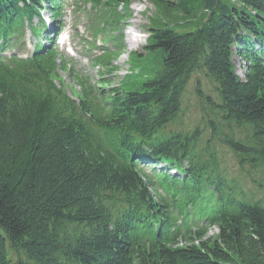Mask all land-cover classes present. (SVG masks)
I'll list each match as a JSON object with an SVG mask.
<instances>
[{
	"label": "trees",
	"instance_id": "16d2710c",
	"mask_svg": "<svg viewBox=\"0 0 264 264\" xmlns=\"http://www.w3.org/2000/svg\"><path fill=\"white\" fill-rule=\"evenodd\" d=\"M83 1L118 24V6L134 0ZM151 1L205 19L194 31L150 29L145 55L158 54L161 70L135 89L103 95L84 78L70 97L54 51L0 59V264H264V0ZM44 10L58 18L59 0H0V54ZM198 73L214 93L199 91L217 134L205 146L198 128L175 126ZM216 145L258 198L222 169Z\"/></svg>",
	"mask_w": 264,
	"mask_h": 264
},
{
	"label": "rangeland",
	"instance_id": "374dc122",
	"mask_svg": "<svg viewBox=\"0 0 264 264\" xmlns=\"http://www.w3.org/2000/svg\"><path fill=\"white\" fill-rule=\"evenodd\" d=\"M169 2H174L175 0H166ZM227 2H233L232 0H222ZM103 2H108V0H103ZM78 5V10L72 12V6L66 5V12L63 21L67 22L62 34H69L71 38V48L75 53V58H71L65 55L63 47H60L59 52L66 58H70L69 70L58 69V85L62 90H64L70 97H75L80 92L77 85L74 84V77H86L91 80V85L95 81L106 80L110 81L109 87H116L121 84L122 81L126 80H146L152 79L156 73L161 70V61L158 54L153 53L149 57L144 54V47L149 38L150 29H164L172 28L179 32L194 31L205 19L204 13L200 12L197 16L193 18H185L179 13L172 11L169 8H161L156 6L151 0H134L130 8H127L128 13L132 14V19L124 21L125 9L122 6H118V13L121 18L119 24V35L121 49L119 57L114 61L113 65L110 67H95L93 66V61L91 56V51L87 52V56L90 58H85V45L84 41L95 42L97 46V41H101V37L94 39L93 35L89 32L91 26V19L88 18L87 14L91 16L98 15L95 12H91L90 5L80 3ZM86 5V6H85ZM46 14L43 17L46 18ZM89 19V20H88ZM38 20L35 21V25H38ZM97 22L95 21V24ZM89 27V28H88ZM130 32H133L137 37V42L129 46L126 43L127 36ZM117 33V34H118ZM33 45L36 43V38L31 37ZM61 42L59 39L58 43ZM108 48H112L111 44L105 45ZM98 47V46H97ZM145 57H141L140 55ZM233 65L236 73L244 78L246 72V64L241 61L238 57L233 60ZM74 81V82H73ZM202 90V91H201ZM200 92H203L204 96H214L213 86L205 75L198 73L192 76L188 88L183 97L182 101V115L178 117L175 126L176 128H182L183 130L192 131L198 128L202 134V144L205 146V141H207L211 134L205 129L206 120L211 119L215 121L209 104L206 99L201 98ZM172 127V126H171ZM216 154L219 155V161L222 169L230 177L235 179H243L244 173L236 157L228 150L226 147L216 145ZM147 174L151 176V170L146 169ZM244 179L243 181H245ZM218 231L212 228L208 231L207 237H215Z\"/></svg>",
	"mask_w": 264,
	"mask_h": 264
},
{
	"label": "bare ground",
	"instance_id": "6f19581e",
	"mask_svg": "<svg viewBox=\"0 0 264 264\" xmlns=\"http://www.w3.org/2000/svg\"><path fill=\"white\" fill-rule=\"evenodd\" d=\"M132 2L130 3L129 7H126L122 3L120 4V6H122L125 9V15L123 16L124 17V21L125 20L132 19V14L131 13H128V10H127V8H130V6L132 5ZM128 14H130L129 15L130 17H126ZM35 21L36 20L33 19V24H32L33 27L31 29H32L33 36L36 38V40H45L48 47H53V46H55L57 44V42L59 41V39L62 40V36H61L62 33H60L58 26L54 28V31H51V29H50V24H52L53 22L58 23L59 26L62 25L61 24L62 23V20L60 18H53L52 20H49V21H42L43 23H41L40 21H37L38 25H35ZM115 30L116 31L118 30V26L116 27ZM150 35L151 34L149 32V38H150ZM149 38H148V40H149ZM148 40H147V42H148ZM137 41H138L137 40V37L134 35V33L133 32H130L129 35L127 36L126 43L129 44V46H132V44L136 43ZM147 42H146V44H147ZM38 51H39L40 54H43L45 52V47H43V46L39 47L38 48ZM90 57L92 58V60L94 59L93 60V66L100 67L99 66V62H101V48L100 47H96L93 51H91V56ZM103 67H105V66H102V68ZM77 79L81 81V80H83V77L75 76L74 77V80H77ZM86 81L96 91L99 90V93L102 92V94L105 95L106 94L105 93V90H109V91L110 90H114V91H119V90L127 91V89H130V88L131 89H135L140 84H142V82L145 81V80H126V82L122 81L121 84L119 86H116V87H114V86L113 87H109L110 86V81H106V80L95 81L93 85H91V82H92L91 80H86ZM74 84L76 85L77 83L74 82ZM79 89H80V87H79ZM205 123H206L205 129L208 128L207 131L209 132V134H211L212 137H217V134H215V131L212 128V124L213 123H208V122H205ZM200 134H201V138H202L203 137L202 132H200ZM206 142L207 141H205V144H206ZM209 142H211V141H209ZM144 157H146V159H147L149 156L146 155V154H144ZM148 164H149V161H147V163H144L143 165L146 166ZM185 166L186 165L184 164L182 166L183 167L182 169H184ZM168 169H169L170 174L173 175V176H180L181 175V173L178 171L177 168H168ZM157 178H155L156 180L154 179V182L157 181ZM243 179H245V176H244ZM236 180L237 181H240L238 179H236ZM241 187H242V191H243L242 193L244 195L253 194L252 195L253 198H258L260 196V194L257 193V192H259L258 188L252 183V181H251L250 178L246 179V181L243 182V185H241ZM212 205H213V200H210L208 202V206L206 207V209L207 210H210L211 207H212ZM193 207H194V205H193ZM208 213H210V211L207 212V214ZM198 214H199V212L197 210H194L190 215H188L187 218L190 219L193 222V224H196L197 222H199V220H198V216L199 215ZM200 217H202V216L200 215ZM208 219H210V216L208 217ZM208 219H207L206 222H208ZM204 228L209 231L210 229H212L214 227H209L208 225H206V226H204Z\"/></svg>",
	"mask_w": 264,
	"mask_h": 264
}]
</instances>
